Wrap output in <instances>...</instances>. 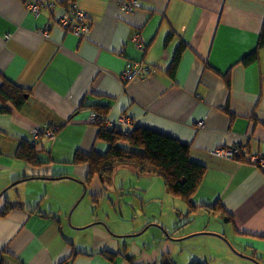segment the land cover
<instances>
[{"label":"crops","instance_id":"1","mask_svg":"<svg viewBox=\"0 0 264 264\" xmlns=\"http://www.w3.org/2000/svg\"><path fill=\"white\" fill-rule=\"evenodd\" d=\"M36 1L53 7L0 0V86L26 93L19 108L0 95L1 264H264V166L249 158H264V0ZM72 1L85 36L57 22ZM134 62L152 69L125 79ZM104 107L109 127L126 117L191 147L205 166L195 212L134 165L89 178L76 156L108 151L93 122ZM22 140L38 141V163L17 158ZM236 144L248 156L212 154Z\"/></svg>","mask_w":264,"mask_h":264},{"label":"trees","instance_id":"2","mask_svg":"<svg viewBox=\"0 0 264 264\" xmlns=\"http://www.w3.org/2000/svg\"><path fill=\"white\" fill-rule=\"evenodd\" d=\"M259 46H264V27ZM256 55L257 52L254 51L253 57ZM0 95L18 108L26 100L25 91L8 80L0 86ZM105 112L107 107L97 109L95 112L97 118L93 119V122L99 127L98 138L109 143L108 151L104 154L96 151L78 153L76 156L77 162H88L89 178L111 174L118 164L134 165L141 173L154 174L162 178L167 190L185 200L190 212H195L199 206L195 204L193 196L201 184L205 166L192 160L191 147L169 134L148 127L134 126L130 132L116 126L109 127L106 124ZM38 144V141L31 144L22 140L16 154L17 158L32 164L38 163ZM165 264L175 263L169 260Z\"/></svg>","mask_w":264,"mask_h":264},{"label":"built area","instance_id":"3","mask_svg":"<svg viewBox=\"0 0 264 264\" xmlns=\"http://www.w3.org/2000/svg\"><path fill=\"white\" fill-rule=\"evenodd\" d=\"M26 4V8L33 13H41L43 10H48L53 7V3L45 2V1H36V0H23ZM124 7L127 9H132L134 6L138 5L137 1L129 0L123 3ZM57 22L66 28L69 32L74 33L79 36H85L90 32L91 22L88 14L83 11L75 1L68 3L65 7L64 13L58 18ZM50 23L49 25H51ZM49 27H46L43 34L47 35V30ZM135 40L138 41V46L143 47L144 45V37L141 34L135 35ZM152 69V66L149 64L143 65L142 62H134L129 65L127 70L124 73V78H130L135 75L145 76ZM94 119L97 117L94 116ZM120 123L124 126L125 132L131 131L132 122L131 119L123 117L120 120ZM199 127H203L204 121L200 120L197 122ZM35 137H38V131H35ZM47 135L52 136L53 130L48 129ZM213 155H217L220 157H224L227 159L234 158H243L248 156V149L243 145H232V146H221L216 148L213 152ZM250 160L254 163L260 164L264 166V158L260 155H250ZM1 251H0V259H1Z\"/></svg>","mask_w":264,"mask_h":264},{"label":"water","instance_id":"4","mask_svg":"<svg viewBox=\"0 0 264 264\" xmlns=\"http://www.w3.org/2000/svg\"><path fill=\"white\" fill-rule=\"evenodd\" d=\"M183 226V225H182ZM178 231V229H176L174 232ZM165 234L167 236H169L170 239H172L173 241L175 242H179V243H183L184 241H186L187 239L191 238V237H194V236H197L199 234H205V233H209V231H206V232H195V233H192L190 235H187V236H181V237H173L168 230H164ZM210 233H214V232H210ZM214 234H217V233H214ZM125 238H128V236L130 235H124Z\"/></svg>","mask_w":264,"mask_h":264},{"label":"rangeland","instance_id":"5","mask_svg":"<svg viewBox=\"0 0 264 264\" xmlns=\"http://www.w3.org/2000/svg\"><path fill=\"white\" fill-rule=\"evenodd\" d=\"M116 175L119 176L120 178H121V177L123 178V177L125 176V173H124V172H119V173L117 172ZM129 184H132V183H129ZM129 184H128V185H129ZM129 186H130V185H129ZM129 186H128V190L133 191L132 189H135L134 187H132V188L130 187V188H131V189H130ZM132 186H139V183H137L136 181H134V184H133ZM127 198L130 199V200H135V199L133 198V193L128 194V195H127ZM159 202H161V201H159ZM151 204H153V202H151ZM151 204H149V205H151ZM137 205H138L139 207H142V205H141L140 203H138V202H137ZM149 205H148V204H144V208H145L146 211H147V208H148V207H146V206H149ZM148 209H149V208H148ZM149 210H150V209H149ZM120 213H122V209H121V212H120ZM194 214H195V213H194ZM195 215H196V214H195ZM196 223H199V221H197ZM211 226H212V225H210L209 227H211Z\"/></svg>","mask_w":264,"mask_h":264}]
</instances>
